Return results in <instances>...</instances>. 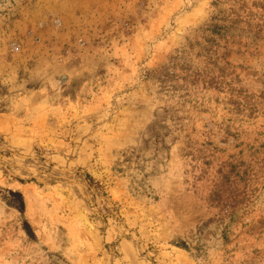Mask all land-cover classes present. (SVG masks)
I'll use <instances>...</instances> for the list:
<instances>
[{"label":"rangeland","instance_id":"rangeland-1","mask_svg":"<svg viewBox=\"0 0 264 264\" xmlns=\"http://www.w3.org/2000/svg\"><path fill=\"white\" fill-rule=\"evenodd\" d=\"M0 264H264V0H0Z\"/></svg>","mask_w":264,"mask_h":264},{"label":"bare ground","instance_id":"bare-ground-1","mask_svg":"<svg viewBox=\"0 0 264 264\" xmlns=\"http://www.w3.org/2000/svg\"><path fill=\"white\" fill-rule=\"evenodd\" d=\"M180 253V252H179ZM178 254V253H177ZM181 254V253H180ZM176 255V254H175ZM174 257H176V256H174ZM177 258V257H176Z\"/></svg>","mask_w":264,"mask_h":264}]
</instances>
